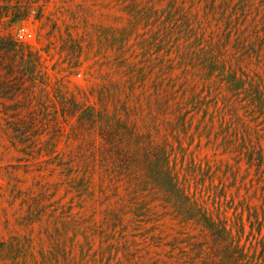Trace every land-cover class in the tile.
<instances>
[{"label":"rangeland","instance_id":"rangeland-1","mask_svg":"<svg viewBox=\"0 0 264 264\" xmlns=\"http://www.w3.org/2000/svg\"><path fill=\"white\" fill-rule=\"evenodd\" d=\"M0 37V264L216 262L160 147L264 264V0H0Z\"/></svg>","mask_w":264,"mask_h":264},{"label":"trees","instance_id":"trees-1","mask_svg":"<svg viewBox=\"0 0 264 264\" xmlns=\"http://www.w3.org/2000/svg\"><path fill=\"white\" fill-rule=\"evenodd\" d=\"M23 17L24 15H21L17 19H22ZM13 45V48H17L16 44ZM0 48L2 51L5 50L8 54L12 55V38L0 37ZM8 70L12 72V66H9ZM11 112L12 108L6 107L4 112L6 117L4 119L8 130H12ZM127 157L129 158V163L133 164V162L137 161L138 156L133 154ZM256 158L251 157L250 162L258 161L259 166H263L264 151L260 150ZM145 160L151 166L156 167V169L166 172V176L162 179L163 186H168L169 190H172L176 199L171 200L178 206V211L182 215L183 220L193 224L198 230L199 235L202 234L205 237V243L216 258V262L211 264H250L246 246L242 245V239L246 231L243 211L239 213L237 206L235 207L237 212L235 213V217H233V223L230 225L227 217L223 215L214 217L207 211L204 203H200L198 199H191V197L184 195L183 190L177 184V177L171 175L169 169L170 153L166 147H160L153 154H148ZM251 216L253 215L250 213Z\"/></svg>","mask_w":264,"mask_h":264},{"label":"built area","instance_id":"built-area-1","mask_svg":"<svg viewBox=\"0 0 264 264\" xmlns=\"http://www.w3.org/2000/svg\"><path fill=\"white\" fill-rule=\"evenodd\" d=\"M18 38L20 40H29L31 38V34L26 30V29H22L18 35Z\"/></svg>","mask_w":264,"mask_h":264}]
</instances>
